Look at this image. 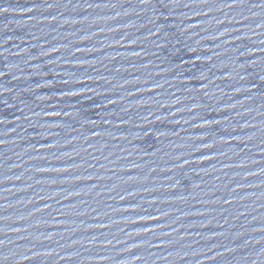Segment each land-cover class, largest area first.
Here are the masks:
<instances>
[{"label": "water", "instance_id": "obj_1", "mask_svg": "<svg viewBox=\"0 0 264 264\" xmlns=\"http://www.w3.org/2000/svg\"><path fill=\"white\" fill-rule=\"evenodd\" d=\"M0 264H264V0H0Z\"/></svg>", "mask_w": 264, "mask_h": 264}]
</instances>
